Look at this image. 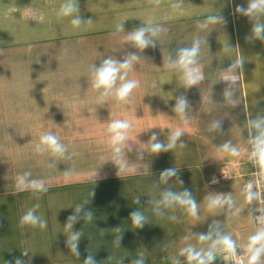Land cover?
Returning a JSON list of instances; mask_svg holds the SVG:
<instances>
[{"label":"crops","instance_id":"1","mask_svg":"<svg viewBox=\"0 0 264 264\" xmlns=\"http://www.w3.org/2000/svg\"><path fill=\"white\" fill-rule=\"evenodd\" d=\"M63 2L0 0V264H15L16 258L23 264H84L90 254L96 264H131L140 253L145 264H172L173 259L187 264L180 248L206 249L210 242L201 244L199 236L214 229L231 235L243 251L256 230L252 217L257 201L244 202L239 180L218 186L208 180L222 164L246 153L250 132L255 135L249 121L264 116V40L246 39L253 23L264 22V17L253 21L235 12L237 5L247 7L248 0H183L182 12L171 7L173 0L159 5L150 0H77L78 14L92 23L74 28L71 17L57 15ZM209 15L221 19L198 28ZM149 18L167 32L154 38V47L140 51L124 38ZM120 23L123 32L116 31ZM197 38L203 79L185 87L181 73L166 64ZM131 54L140 59L129 79L140 86L130 102L117 104L110 98L98 103L91 66ZM238 58L244 60L243 72H235L238 79L229 102L223 76ZM181 96L188 101L183 120L174 111ZM115 119L132 124L122 154L124 171L107 143L106 128ZM216 122L219 128L212 127ZM177 128L183 134L176 148L151 152L154 134L167 144ZM49 131L67 146L65 157L34 152L40 135ZM228 142L240 151L239 157L222 150ZM172 168L177 175L161 181V172ZM66 170L72 174L66 177ZM24 172H31L29 179L43 180L48 191L16 193V178ZM184 190L196 200V218L179 206L161 205L163 216L156 215V202L165 191ZM215 195H231L233 206L208 211L207 198ZM137 198L139 203H134ZM36 204L47 228H21V217ZM77 205H82L79 213ZM133 211L147 217L143 228H133ZM88 212L91 222L85 219ZM73 214L80 218L66 229ZM77 231L82 233L79 257L67 247L68 236ZM23 249L28 256H22ZM213 264H225L221 254Z\"/></svg>","mask_w":264,"mask_h":264},{"label":"clouds","instance_id":"2","mask_svg":"<svg viewBox=\"0 0 264 264\" xmlns=\"http://www.w3.org/2000/svg\"><path fill=\"white\" fill-rule=\"evenodd\" d=\"M161 0H150V3L159 5ZM183 0H173L171 7L174 10H183ZM77 0H64L60 5L57 12L59 17H71L70 23L74 28H80L82 24H91L92 20L88 19L83 21L78 14ZM235 12L243 16L256 21L259 17H264V0H248L247 7L243 5H237ZM33 19L37 17L34 15ZM221 17L217 15H209L205 20L198 23L197 27L200 29L207 28L210 24H216L220 21ZM124 24L120 23L116 25L117 32H123ZM167 32L166 28H163L159 24H156L152 18H149L145 26L137 28L135 31L128 34L124 39L130 42L135 48L143 51L145 48L154 47L155 39L160 37L162 33ZM252 35L247 36V40L259 39L264 40V22H254L251 29ZM201 51V40L199 38L194 39L191 47H184L179 49L176 55V59L168 58L166 67L169 69H175L181 73V79L185 87H192L197 85L202 79L203 75L201 69L198 66V56ZM140 57L136 54L128 55L122 61L108 57L103 59L99 66L94 64L90 69L91 87L98 94L97 102L103 104L110 98L114 99L117 104H128L133 91L140 86V82L136 79H129V73L133 70L134 64L139 61ZM244 60L242 58L236 59L230 66L228 75H224L223 79L229 84V88L225 90V98L229 102L232 101L233 86L235 85L238 76L235 74L239 69L243 72ZM155 86V85H153ZM188 108V101L185 97L181 96L177 99L174 111L183 120L185 118L186 109ZM250 129L255 130V135L250 132V144L251 153L250 160L258 169L256 175L258 180L254 183L249 181L243 189L242 195L246 204H252L254 201L262 200L261 193L255 190L259 183L264 182V116H258L255 119L249 121ZM132 124L127 119H115L112 120L107 128L106 135L108 137L107 143L112 151V159L119 166L121 171L126 168V162L123 158V151L127 145L129 130ZM213 128H219V122L212 125ZM182 131L177 128L171 133L168 139V143L164 144L157 141V137L154 134L150 145L152 153L166 152L176 148L177 141L182 136ZM183 147V145H181ZM222 150L231 157H239L240 151L231 145L230 142L225 143L222 146ZM68 149L67 146L61 143L60 139L53 132L42 133L39 137L38 143L34 146V152L37 154H47L53 159H59L65 157ZM76 155V153H73ZM49 167H53V164H49ZM72 173L70 170H66L64 175L70 176ZM176 169H166L161 172V181L167 183L168 179L176 176ZM31 172H24L18 175L15 182L16 193L31 191L34 195L42 194L48 191L43 180L29 179ZM215 179L213 183H215ZM182 183V181H181ZM94 195V193H91ZM264 202V201H262ZM87 203V201H85ZM134 203H139L137 198ZM233 198L228 196H209L207 198L206 208L208 211H213L217 208H222L227 205L229 208L233 206ZM161 205L165 208H173L179 206L186 214L192 218H196L198 214V205L196 200L192 197L188 190L183 192L165 191L162 194V199L156 202L155 213L157 216L162 217ZM39 208V204L34 205L29 209L20 219V227L31 226L33 228L38 227L41 230L47 228V221L41 216L36 214V210ZM82 211V205L75 207V213ZM239 211V210H237ZM260 215L255 218V222L259 225L255 232L248 236L247 242L243 245V252L240 253L237 245V241L233 239L231 235L222 234L218 229L210 230L207 234H201L199 236V242H210L206 249L197 250L194 246L182 247L179 250V255L186 258L187 264H213L217 259V254H221L225 264H264V208H261ZM76 214L70 215L66 224V229H71L73 224L79 219ZM85 219L91 222L93 219L92 212L86 213ZM131 224L133 228H143L147 221V217L140 211H133L130 214ZM173 221L177 218L175 216L170 217ZM117 232H121L119 228L115 229ZM82 233L72 232L67 239V247L73 256L79 257V240ZM122 236H117L114 243L119 246ZM22 256H28L29 251L27 249L21 250ZM15 264H23L21 258H16ZM84 264H96L94 257L90 254L84 260ZM131 264H145V256L140 253L137 258L133 259ZM172 264H179L176 259L172 260Z\"/></svg>","mask_w":264,"mask_h":264},{"label":"built area","instance_id":"3","mask_svg":"<svg viewBox=\"0 0 264 264\" xmlns=\"http://www.w3.org/2000/svg\"><path fill=\"white\" fill-rule=\"evenodd\" d=\"M249 141L250 138L248 140L246 153L236 161L222 164L219 169L209 177V185L218 186L239 180L242 182L243 186H245L249 181L255 183L258 180L256 175L258 169L249 158L251 153V144ZM214 179L216 181L215 183H213ZM255 190L259 191L262 196V200L257 201V208L252 217L253 226L257 228L259 225L256 224L255 218L260 215L259 210L264 208V202H262L264 201V182L259 183ZM239 251L240 253L243 252L242 250Z\"/></svg>","mask_w":264,"mask_h":264},{"label":"rangeland","instance_id":"4","mask_svg":"<svg viewBox=\"0 0 264 264\" xmlns=\"http://www.w3.org/2000/svg\"><path fill=\"white\" fill-rule=\"evenodd\" d=\"M256 228V227H255Z\"/></svg>","mask_w":264,"mask_h":264}]
</instances>
